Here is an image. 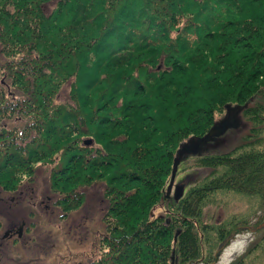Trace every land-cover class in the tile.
<instances>
[{"label": "trees", "instance_id": "1", "mask_svg": "<svg viewBox=\"0 0 264 264\" xmlns=\"http://www.w3.org/2000/svg\"><path fill=\"white\" fill-rule=\"evenodd\" d=\"M230 104L252 124L244 146L198 154L209 173L154 215L180 144ZM39 163L65 213L104 184L88 264L215 262L243 223H205L210 197L264 200V0H0V187Z\"/></svg>", "mask_w": 264, "mask_h": 264}, {"label": "rangeland", "instance_id": "2", "mask_svg": "<svg viewBox=\"0 0 264 264\" xmlns=\"http://www.w3.org/2000/svg\"><path fill=\"white\" fill-rule=\"evenodd\" d=\"M68 96L67 83L58 93L57 101L64 102ZM242 110L243 105L235 111L238 120L235 127L227 128L217 140H210L208 146L179 156L176 174L165 192L168 201L156 204L152 209L154 215L165 214L167 202L197 185L209 173V169L197 165L198 154L226 153L245 143L252 124ZM225 115L226 109L218 114L216 124ZM84 142L92 143L89 139ZM50 169L51 166L39 163L29 179L25 177L15 190L0 187V264H88L100 255L97 240L104 230L102 214L107 205L103 182L80 187L78 190L85 193L82 205L66 214L53 203L58 195L50 189ZM210 199L212 202L203 208L205 223L216 224L231 217L243 223L238 224L241 230L212 264H231L251 249L242 263L264 264V200L231 191L216 192ZM10 233L14 237L12 241L8 237Z\"/></svg>", "mask_w": 264, "mask_h": 264}, {"label": "water", "instance_id": "3", "mask_svg": "<svg viewBox=\"0 0 264 264\" xmlns=\"http://www.w3.org/2000/svg\"><path fill=\"white\" fill-rule=\"evenodd\" d=\"M239 108H240L239 105L236 106L226 105V115L219 124L214 123L204 136L190 138L183 144H180L179 148L177 149L176 157L174 159L173 169L168 187L171 186L174 176L176 174L177 167L179 164V160H178L179 156L188 152L197 151L203 146H208L210 140H217V136L222 135L227 128L231 126L235 127L238 122L235 115L236 114L235 111L239 110ZM181 195L182 193L179 192L175 197L178 198Z\"/></svg>", "mask_w": 264, "mask_h": 264}, {"label": "flooded vegetation", "instance_id": "4", "mask_svg": "<svg viewBox=\"0 0 264 264\" xmlns=\"http://www.w3.org/2000/svg\"><path fill=\"white\" fill-rule=\"evenodd\" d=\"M8 231V230H7ZM9 231H10V229H9ZM13 234L12 233H10L9 235H8V237H10V239H11V241L13 240V236H12ZM12 236V237H11Z\"/></svg>", "mask_w": 264, "mask_h": 264}]
</instances>
